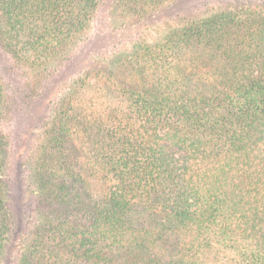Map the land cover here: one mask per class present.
<instances>
[{"label":"trees","instance_id":"1","mask_svg":"<svg viewBox=\"0 0 264 264\" xmlns=\"http://www.w3.org/2000/svg\"><path fill=\"white\" fill-rule=\"evenodd\" d=\"M175 1L0 0V264H264V0Z\"/></svg>","mask_w":264,"mask_h":264},{"label":"rangeland","instance_id":"2","mask_svg":"<svg viewBox=\"0 0 264 264\" xmlns=\"http://www.w3.org/2000/svg\"><path fill=\"white\" fill-rule=\"evenodd\" d=\"M249 1L254 2L255 0H176L162 11V15L171 17L178 13L201 9L205 4L221 5L224 3H245ZM0 73L8 83V92L11 97L17 100L15 113L3 123V129L11 140L12 155L9 165L14 169L13 172L19 171V175H22L24 171L22 165L28 161L25 156L29 154V149L35 144L34 136L36 127L40 123L41 117L39 115L42 113V105L37 97L24 98L23 95L27 91L24 90L23 77H20V73H15L12 70L8 55L1 49ZM16 192L17 189L13 183V196H15Z\"/></svg>","mask_w":264,"mask_h":264}]
</instances>
